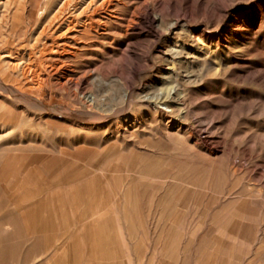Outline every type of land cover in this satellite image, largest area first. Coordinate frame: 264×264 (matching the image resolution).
I'll use <instances>...</instances> for the list:
<instances>
[{
  "label": "rangeland",
  "instance_id": "obj_1",
  "mask_svg": "<svg viewBox=\"0 0 264 264\" xmlns=\"http://www.w3.org/2000/svg\"><path fill=\"white\" fill-rule=\"evenodd\" d=\"M142 1L0 0V264H264V181L255 176L264 157L248 170L219 154L212 171L191 163L199 147L174 155L153 135L155 124L129 144L115 138L156 114L154 64L170 67L146 41L128 40L127 32L154 34L149 4L129 24ZM63 47L73 52L66 76L50 59ZM187 60L177 67L193 70L181 79L189 94L222 87L219 74ZM133 68L152 72L131 77ZM262 111L214 116L238 141L239 130L264 128ZM196 122L221 141L216 128Z\"/></svg>",
  "mask_w": 264,
  "mask_h": 264
},
{
  "label": "bare ground",
  "instance_id": "obj_2",
  "mask_svg": "<svg viewBox=\"0 0 264 264\" xmlns=\"http://www.w3.org/2000/svg\"><path fill=\"white\" fill-rule=\"evenodd\" d=\"M263 2V0H143L137 4L133 17L129 20V24L132 23L134 26L140 23L146 13V5L149 4L153 10L151 24L154 34L152 32L144 33L136 31L129 35L127 32L126 35L130 36L128 40L134 39L136 41L135 38H139L137 42L141 45L146 41L147 45L151 48L149 52L161 54L163 60L170 64V67L165 68L161 63L154 64L156 71L160 74L156 80H160L161 86L156 87V91L151 96L152 99L150 98L149 104L154 106L156 114L154 113L155 115L149 118L139 119L137 117L131 123L128 122L123 131L124 133L121 135L118 132L115 138L119 137L122 139L121 141L129 144L132 142L128 139L131 135L142 130V128H149L148 125L151 123L156 125L152 129L154 131L153 135L159 134L161 141L165 142V145L172 150L174 155L192 152L193 146L199 147L200 151L197 152V159L191 161L195 166L207 165L208 169L213 171L215 164L220 160L219 154H222L227 158L229 157V159H233L235 162L243 161L241 165H247L248 168L245 167L250 170V162L256 157H264V128L252 132L239 130L238 132L241 133V136L238 138V141L234 138L229 139V133L226 132V129L220 128L219 125L222 122L217 120V117L214 115L218 113L221 116L232 114H241L242 116L243 113L251 112L254 114L258 113L256 116L259 117L263 113ZM66 5V2L62 4L58 12H62L66 8ZM227 25L229 30L221 33L220 31ZM152 37L157 41L156 44H154ZM132 44L134 43L130 41L127 44L128 48H131ZM54 49L55 47L52 46L50 50ZM59 49L57 48V51ZM63 50L66 54H53L50 56V59L53 61L54 68L59 70L62 76H66L73 70L64 59L73 55V52L68 51L66 48ZM183 58H187L189 63L198 64L201 68L200 70L209 68L215 71L221 76L219 79H215V82L221 84L222 87L218 90H207L201 95L189 94L184 88V83L181 82V79L189 80L194 74L193 70H187L185 67L186 70L183 73L180 71L181 69H178L179 65L177 67V64ZM134 60L131 58V63ZM150 71L152 72V69L133 68L130 69V75L131 77L140 78ZM23 74L27 77V69L23 70ZM3 78H6V76H3ZM249 84L258 85L262 89L249 87ZM129 89L130 92L135 90L133 87ZM223 94H226L229 100L222 99L221 96ZM244 110L245 112H243ZM174 117L185 120L189 117L191 122L187 124L176 122ZM196 121H204L206 124L212 125V129L216 128L213 133H221V141L212 140L211 136H204L202 132L197 131V126H194ZM217 128L221 131L217 130ZM245 142L246 147H241V144ZM190 143H193V145ZM104 153L112 158L120 153V151L115 150L110 153L106 149ZM186 167L183 168L186 169ZM241 169L244 170L243 168ZM259 169L260 172L255 176L259 181H264V162ZM247 173L246 170V175ZM230 179L232 180L233 178ZM239 198L243 199L240 196ZM240 200L237 204L239 209L241 208L239 205ZM228 219L234 222L240 221V218L235 219L231 216H228Z\"/></svg>",
  "mask_w": 264,
  "mask_h": 264
}]
</instances>
